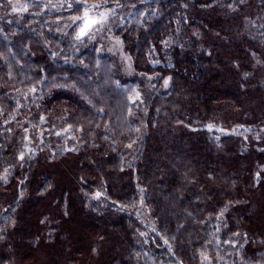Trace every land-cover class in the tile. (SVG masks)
<instances>
[{"label": "trees", "instance_id": "16d2710c", "mask_svg": "<svg viewBox=\"0 0 264 264\" xmlns=\"http://www.w3.org/2000/svg\"><path fill=\"white\" fill-rule=\"evenodd\" d=\"M82 1L133 77L0 0V264H264V0Z\"/></svg>", "mask_w": 264, "mask_h": 264}, {"label": "rangeland", "instance_id": "374dc122", "mask_svg": "<svg viewBox=\"0 0 264 264\" xmlns=\"http://www.w3.org/2000/svg\"><path fill=\"white\" fill-rule=\"evenodd\" d=\"M11 13H22L27 3L39 2L51 10H62L64 7H70L71 3L82 6L83 11L80 15V23L75 30V40L77 43L87 41L97 46L99 53H105L112 56L120 67L123 79H129L134 76L132 62L124 51L120 41L113 35L115 21L110 10L101 8L100 3H86L82 0H7ZM87 13V16H85ZM104 14L101 18V14ZM94 21H96L94 23ZM71 21L63 23V27L58 30L64 32ZM134 98L139 99L135 89L132 90ZM146 216V212L141 213ZM13 259V258H12ZM10 264H35L33 262H23L19 258H15Z\"/></svg>", "mask_w": 264, "mask_h": 264}, {"label": "snow or ice", "instance_id": "6c2138e0", "mask_svg": "<svg viewBox=\"0 0 264 264\" xmlns=\"http://www.w3.org/2000/svg\"><path fill=\"white\" fill-rule=\"evenodd\" d=\"M85 16H87V13H85ZM103 16H104V14L102 13L101 14V18H103ZM96 21H94V23H95Z\"/></svg>", "mask_w": 264, "mask_h": 264}]
</instances>
